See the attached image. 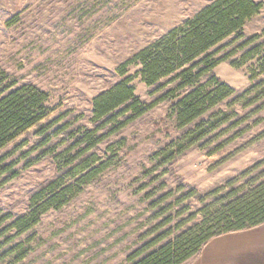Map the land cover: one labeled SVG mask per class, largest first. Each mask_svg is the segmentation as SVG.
Listing matches in <instances>:
<instances>
[{"label": "rangeland", "instance_id": "rangeland-1", "mask_svg": "<svg viewBox=\"0 0 264 264\" xmlns=\"http://www.w3.org/2000/svg\"><path fill=\"white\" fill-rule=\"evenodd\" d=\"M213 1L0 0V68L18 86L46 91L51 108L45 120L0 151V157L10 155L6 163L16 170L0 169V264H128L127 256L146 242L142 237L168 217L173 222L159 232L175 229L180 221L188 220L182 230L201 220V215L189 220L184 210L195 213L201 207L195 197L183 199L191 188L202 194L223 188L264 159V109L176 156L171 145L185 129L176 124L174 102L163 101L90 150L88 155L99 158V172L69 194L65 204L44 212L28 229L14 224L38 205L33 198L40 187L58 177L57 163L46 150L63 151L70 138L54 135L53 129L65 123L71 129H93V99L122 80L117 68ZM263 30L264 6L243 35L250 38ZM234 37L221 44L219 56L234 48ZM235 57L214 73L242 92L251 85L249 69L257 61L234 68ZM139 69L131 65L128 74L136 76ZM133 85L146 104L165 91L147 86L140 75ZM236 110L244 115L251 109ZM53 120L57 126L42 146L40 125ZM239 131L244 133L236 136ZM164 150L170 158L162 163L155 155ZM87 173L78 171L65 182ZM178 210L184 212L176 217Z\"/></svg>", "mask_w": 264, "mask_h": 264}, {"label": "trees", "instance_id": "trees-1", "mask_svg": "<svg viewBox=\"0 0 264 264\" xmlns=\"http://www.w3.org/2000/svg\"><path fill=\"white\" fill-rule=\"evenodd\" d=\"M263 6V2L256 0H215L122 63L117 68L122 80L93 99V129H71L66 123L57 126L56 120L40 125L42 146L49 143L50 131L55 126L54 135L66 133L70 143L59 152L57 147L47 148V154L57 163L58 177L40 187L33 198L38 205L17 218L14 224L28 229L44 212L65 204L69 194L78 191L92 174L99 172L101 165L96 166L99 158L95 153L88 155L90 150L104 139L119 134L160 102H174L172 112L176 115V124L185 129L178 142L171 145L176 156L191 146L226 134L249 120L252 114L261 112L264 109V30L250 38H245L243 31ZM232 36H235L234 48L219 56L221 44ZM232 56H236L231 61L234 68L257 61L249 69L251 85L242 92L214 73L220 63ZM131 65H140L137 75L147 86H156L155 91L165 89L150 104L143 103L136 94L133 81L137 75L128 74ZM48 102L46 91L35 85L18 86L17 80L0 68V151L49 116ZM236 106L251 110L240 115ZM238 133L236 136L244 131ZM165 152L157 153L156 159L166 162L170 157ZM9 156L6 153L0 157V169L14 173L15 165L6 163ZM78 171L88 173L67 185L65 179L74 178ZM194 197L201 207L195 213L189 208L184 210L189 212V220L198 215L201 220L182 230L188 220L180 221L175 229L169 227L159 232V228L173 222L174 218L168 217L142 237L146 242L127 256L128 264H184L199 255L212 238L264 224V159L229 180L223 188L204 194L191 188L183 199ZM184 210H178L176 217Z\"/></svg>", "mask_w": 264, "mask_h": 264}, {"label": "crops", "instance_id": "crops-1", "mask_svg": "<svg viewBox=\"0 0 264 264\" xmlns=\"http://www.w3.org/2000/svg\"><path fill=\"white\" fill-rule=\"evenodd\" d=\"M184 264H264V224L214 237Z\"/></svg>", "mask_w": 264, "mask_h": 264}]
</instances>
